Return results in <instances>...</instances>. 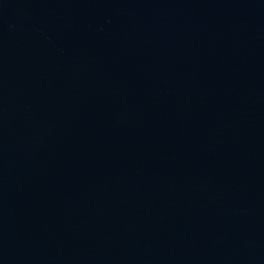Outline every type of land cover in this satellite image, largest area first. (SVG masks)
Masks as SVG:
<instances>
[{
	"label": "water",
	"instance_id": "water-1",
	"mask_svg": "<svg viewBox=\"0 0 264 264\" xmlns=\"http://www.w3.org/2000/svg\"><path fill=\"white\" fill-rule=\"evenodd\" d=\"M0 264H264V0H0Z\"/></svg>",
	"mask_w": 264,
	"mask_h": 264
}]
</instances>
